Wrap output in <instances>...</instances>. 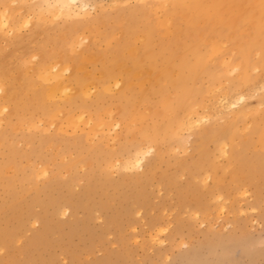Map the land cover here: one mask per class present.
I'll list each match as a JSON object with an SVG mask.
<instances>
[{"label": "bare ground", "instance_id": "bare-ground-1", "mask_svg": "<svg viewBox=\"0 0 264 264\" xmlns=\"http://www.w3.org/2000/svg\"><path fill=\"white\" fill-rule=\"evenodd\" d=\"M0 2V43L4 41L19 48L3 56L1 51L4 46L1 47L0 44V153L2 149L8 150L6 159L0 160V180L3 181L7 194L14 193L13 181H4L8 170L17 172L21 185L27 181L25 168L20 161L27 153L33 152L42 159L39 153L49 144L53 150L56 149L53 155L59 156L60 152L70 149V143L74 145V150H78L77 156H80L82 152L79 146H82L83 139L80 138L79 131L90 142L89 149H82V160L94 162L101 153L99 136L110 127L123 125L128 132L126 127L150 116L152 125L161 132L190 129L202 123L207 117L196 108L199 105V101L194 99L197 96L195 94H198L197 89L203 93L207 90L208 93L211 92L208 89L216 88L217 81L211 86L210 84L217 78L221 67L225 70L237 69L238 72L235 73L246 74L247 71L244 70L251 65L246 55L259 38L264 36V0ZM58 20L63 24L59 25ZM26 26L30 27L31 39L21 47V29ZM9 33L12 35L9 36ZM253 68L258 69L257 64ZM260 69L262 71L261 67ZM246 79L241 80L243 82ZM258 88L262 91L264 82ZM243 90L237 95H231L229 91L221 92L219 96L215 94L218 98L210 106L215 104L216 107L218 101L222 109L237 107L232 111L239 113V117L247 93ZM242 91L246 93H241ZM200 106L202 105L198 108ZM204 107L206 109L207 106ZM153 113L160 114V122L152 117ZM143 127L144 124L140 123L141 130ZM150 130L146 129L148 132L142 135L152 138ZM207 131L201 132L204 139ZM258 132L260 135L264 134V130ZM37 134L40 139L38 143H34L33 139ZM59 140L63 141V145L56 144ZM138 144L132 155L125 156L122 162L118 160L122 168L128 171L142 169L147 155L155 149L149 140L146 145ZM226 144L227 142L221 146L224 153L228 151ZM127 148L128 145L123 144L116 153L122 154ZM157 151L154 156L158 155ZM61 157V164L66 163L65 156ZM116 159L117 157L115 161ZM43 162L45 163L44 160ZM39 164L41 167L35 174L46 175L48 162L43 165L38 161L35 165ZM196 167L199 168L200 163ZM92 168L93 164L85 174L87 188L94 180L98 181ZM56 179L58 185L71 189V183L65 178L59 180L56 176ZM31 203L29 205L34 204ZM9 206L14 208L10 204ZM70 208L69 202L57 204V210L63 212ZM35 215L32 216L35 218ZM48 219L38 217L36 221L47 225ZM40 234L38 240L46 237H41ZM15 238L11 227L1 232L0 248L8 249ZM11 255L13 256L9 255L7 258L0 256V264H32V260H35L26 257V262H22L16 254Z\"/></svg>", "mask_w": 264, "mask_h": 264}, {"label": "rangeland", "instance_id": "rangeland-1", "mask_svg": "<svg viewBox=\"0 0 264 264\" xmlns=\"http://www.w3.org/2000/svg\"><path fill=\"white\" fill-rule=\"evenodd\" d=\"M58 24L63 22L58 20ZM30 39V27H23L20 46L27 45ZM0 44L6 47L2 48L3 56L19 50L4 41ZM246 56L253 64L244 70L246 74L221 67V73L210 84L217 81V92L216 88L208 89V93L197 89L194 99L202 106L196 108L207 119L190 129L161 132L150 122L151 116L126 127L128 132L123 125L110 127L99 136L101 153L94 162L82 160V149H89L90 142L79 131L83 139L79 146L81 157L73 144L69 143L70 149L59 156L53 155L55 147L53 150L46 144L39 154L49 166L47 174L41 176L36 175L41 166L35 164H46L35 153H27L20 159L27 174L24 185L13 170H8L4 179L13 181V194H7L0 180V233L11 227L16 235L11 247L0 248V256L7 258L13 253L22 262L26 257L35 259L32 264H264V134L258 132L264 130V89L258 88L264 82V36ZM256 64L258 69L253 68ZM241 90L246 99L239 117L232 111L237 107L222 109L218 101L216 107L210 106L221 92L237 95ZM152 117L161 121L158 113ZM140 123L144 124L142 130ZM146 129H153L152 138L142 135L148 132ZM39 139L38 134L34 136V143ZM148 140L155 149L147 155L142 169L122 168L118 160L122 162L133 154L137 143L146 145ZM226 142L228 151L224 153L221 146ZM56 144L63 145V141ZM123 144L128 145L127 150L116 153ZM156 151L158 155L154 156ZM7 155L8 150L2 149L0 160ZM61 156L67 164H61ZM91 164L98 181L87 188L85 174ZM56 176L71 183V189L58 185ZM30 201L34 204L29 205ZM65 202L71 208L66 212L57 210V204ZM36 216L49 218L47 225L36 221ZM39 234L46 237L38 240Z\"/></svg>", "mask_w": 264, "mask_h": 264}]
</instances>
